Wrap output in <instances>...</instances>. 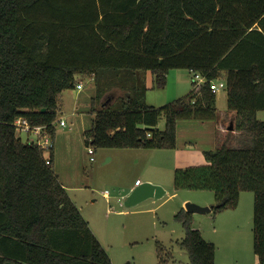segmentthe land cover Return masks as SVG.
Wrapping results in <instances>:
<instances>
[{
    "label": "trees",
    "instance_id": "1",
    "mask_svg": "<svg viewBox=\"0 0 264 264\" xmlns=\"http://www.w3.org/2000/svg\"><path fill=\"white\" fill-rule=\"evenodd\" d=\"M105 69L132 70L138 87L126 91L121 109L111 107L114 94L93 107L85 142L97 148H176L177 122L214 119L211 85L226 82L236 127L252 143L206 151L208 163L175 170L174 188L213 191L220 204L214 213L254 192V251L264 264V120L257 117L264 110V0H0V264H113L60 181L54 148L47 160L16 126L18 118L46 126L54 139L63 91L94 74L101 97ZM171 69L206 82L148 105L137 73L151 71L163 88ZM175 219L185 228L177 243L191 264H216V244L194 227V214L182 208ZM158 251L166 264L163 247Z\"/></svg>",
    "mask_w": 264,
    "mask_h": 264
},
{
    "label": "rangeland",
    "instance_id": "2",
    "mask_svg": "<svg viewBox=\"0 0 264 264\" xmlns=\"http://www.w3.org/2000/svg\"><path fill=\"white\" fill-rule=\"evenodd\" d=\"M168 74L171 76L167 78L165 87L149 89L146 98L148 103L154 106L164 105L184 97L195 87L193 72L188 69H171ZM89 82H93L97 89L95 79ZM137 87L138 79L132 70H102L98 89L103 95L97 99L95 106L102 107L106 94H114L117 100L111 107L113 110L121 109V98L125 97L126 91H134ZM222 91L225 90L220 92ZM75 93L73 90L65 92L66 104L58 111L57 132L52 142L55 143L56 138L58 145L65 142L63 169L71 176H75L78 171V180L84 182L80 184L86 185L83 190L70 193L109 253L112 263L160 264L158 246H162L161 254L167 258L166 264H191L189 253L177 243L184 238L185 228L175 219V214L188 203L201 206L216 205L215 193L210 190H176L174 175L177 167H173L177 164L174 163L175 159L171 157L167 160V157H164L161 158L164 162L152 161L150 153L153 151L149 149L124 150L90 145L95 149V160H92L84 134L92 125L81 131V121L76 120L74 115ZM59 119H64L67 125L62 126ZM165 126L166 120L162 116L159 127L164 130ZM65 133H69L70 141L64 138L62 142L60 137ZM18 135L24 142H37L39 138L35 132L23 130H19ZM251 143V137L242 138L240 145L236 147ZM159 151L166 155L175 153L170 149ZM44 154L47 156L49 152L44 151ZM136 179L146 183L156 182L155 186L161 187L164 194L160 197H145L141 202L129 206L126 193L135 184ZM184 200L187 202L183 203ZM207 201L214 203L205 205ZM238 224L240 229L234 226ZM193 225L202 230L207 240L216 244V264H252V259L256 256L253 230L254 192H241L239 205L234 209L228 208L217 213H214V210L206 214L194 213ZM226 225L230 227L227 234L222 228ZM250 258L252 259L249 261Z\"/></svg>",
    "mask_w": 264,
    "mask_h": 264
},
{
    "label": "crops",
    "instance_id": "3",
    "mask_svg": "<svg viewBox=\"0 0 264 264\" xmlns=\"http://www.w3.org/2000/svg\"><path fill=\"white\" fill-rule=\"evenodd\" d=\"M191 72V71H190ZM138 76H142L144 78L145 86L147 87V92L145 96V101L147 98V93L149 89L155 88V77L151 71H139ZM171 76L170 74L167 75V78ZM92 79L91 76L83 77L79 75L77 77V84L82 83L83 88L79 89L77 86L73 89H66L63 91L62 99L63 103L61 108L66 104V98H65V92L67 90H73L75 91L74 96V104H76V107L74 108V115L76 120L81 121V131H85L88 129V125H93V119L95 114L93 113L92 109L95 106V102L97 101L98 97L96 95L97 89H95V85H93V82H89ZM225 90V89H221ZM106 97L103 98V100ZM102 100V101H103ZM148 105L150 104L146 101ZM217 114L214 119L211 120H197V119H181L177 122V146L174 149L175 153H172V155H166V153H163V151H159L162 149H149L152 150L153 153H150L152 156V161L156 162H164L161 161V158L167 157V160H170L171 157L175 159L173 167L177 168H186L189 166L194 165H203L208 162L207 157L205 155L206 151H215L219 147H221L224 143H228L230 146H238L240 145V141L242 138L248 139L250 136L243 132L242 130L237 129L236 124L238 121V116L236 112L230 111L228 108V93L225 90L224 92H217ZM76 112V113H75ZM90 114V115H89ZM87 116L89 118H87ZM257 117L260 120H264V110H261L257 113ZM63 120V119H59ZM161 121V119H160ZM159 121V124H160ZM91 123V124H90ZM158 124V128L160 129ZM92 128V127H91ZM90 128V129H91ZM163 130V129H160ZM87 131V130H86ZM85 131V132H86ZM84 132V134H85ZM69 133H65L61 135L60 140L62 139V142H64V138L69 139ZM65 143V142H64ZM64 143L57 144V138L55 139V143L53 142V150H54V164H55V170L56 173L59 176L60 181L63 183L65 188L68 190L69 194L71 195V191H80L86 188V185H83L84 182H80L78 180V171L75 176H71L69 174L65 173V170L62 166V159H64ZM63 145V146H62ZM124 150H128L127 148H124ZM45 157H48V155ZM113 156H111L110 159H112ZM158 159V160H157ZM177 165V166H175ZM176 168V169H177ZM137 180L135 181V184L129 189V191L126 193L127 200H132L131 204L135 205L139 202H141L143 199L149 198V197H156L157 194L160 192L161 187H157L155 185L156 182H144L143 180L140 182V184H137ZM80 183H83L82 185ZM162 189V188H161ZM135 190H146L148 191V194L144 197H140L138 193L133 196V192ZM133 196V197H132ZM72 197V195H71ZM146 197V198H145ZM187 200H184L183 203H186ZM205 205H212L214 203L213 201H207L205 202ZM90 223V222H89ZM91 226V225H90ZM238 229L241 228V226L234 225ZM224 228L223 232L228 233L230 230V227L228 225L222 226ZM202 231V230H201ZM220 243V242H216ZM217 259V257H216ZM252 258L248 259L249 261ZM252 264H261L257 255L254 256L252 259Z\"/></svg>",
    "mask_w": 264,
    "mask_h": 264
},
{
    "label": "built area",
    "instance_id": "4",
    "mask_svg": "<svg viewBox=\"0 0 264 264\" xmlns=\"http://www.w3.org/2000/svg\"><path fill=\"white\" fill-rule=\"evenodd\" d=\"M193 75H194V79H195L193 81L195 84L194 89L198 91V90H200L202 85L206 82V77L200 73H195V72H193ZM91 77H92V79H94V74ZM77 87L79 89H82L83 84L79 83L77 85ZM225 88H226V82L224 80L214 81V84L211 85V89L216 93L221 91V89H225ZM59 122L62 126L67 125V123L64 119L60 120ZM16 126L18 128V131L23 130L26 132H35L38 135V137H39L38 141L37 142L31 141V142L37 143L38 145L43 147V149L45 151H48L49 155H48V157H46V159L49 160L51 148L53 147V142H52V136L49 133L48 128L46 126H43V125H31L27 120L22 119V118H18L16 120ZM88 147H89V153L91 154V159L95 160V156H94L95 149L90 147V146H88ZM140 182L141 181L138 179L137 184H140Z\"/></svg>",
    "mask_w": 264,
    "mask_h": 264
},
{
    "label": "water",
    "instance_id": "5",
    "mask_svg": "<svg viewBox=\"0 0 264 264\" xmlns=\"http://www.w3.org/2000/svg\"><path fill=\"white\" fill-rule=\"evenodd\" d=\"M160 192L157 194L158 197L162 196L164 194V190L163 189H159ZM138 193L139 195V198L140 197H144L145 195L148 194V191L146 190H135L133 192V196H135L136 194ZM132 196V197H133ZM132 200H127V203L129 206H132L131 204ZM216 207H220V204H217V205H212V206H201V205H198L196 203H188L186 205V209L190 212V213H200V214H206V213H210L212 212Z\"/></svg>",
    "mask_w": 264,
    "mask_h": 264
}]
</instances>
